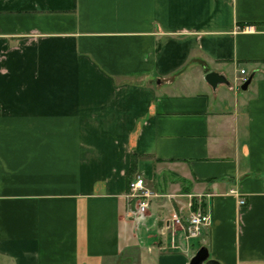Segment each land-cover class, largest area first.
Returning <instances> with one entry per match:
<instances>
[{
  "label": "crops",
  "instance_id": "0c3cea01",
  "mask_svg": "<svg viewBox=\"0 0 264 264\" xmlns=\"http://www.w3.org/2000/svg\"><path fill=\"white\" fill-rule=\"evenodd\" d=\"M136 175L156 194L142 223ZM194 201L211 224L187 238ZM201 247L264 264V0H0V264Z\"/></svg>",
  "mask_w": 264,
  "mask_h": 264
},
{
  "label": "built area",
  "instance_id": "2783aa9c",
  "mask_svg": "<svg viewBox=\"0 0 264 264\" xmlns=\"http://www.w3.org/2000/svg\"><path fill=\"white\" fill-rule=\"evenodd\" d=\"M240 74H244L241 70ZM246 77L240 79V85L245 81ZM230 194H236L234 189L229 191ZM129 196L136 200L135 210L133 211V219L137 223H142L145 219L147 213L150 199L155 197L156 194L150 191L144 183V179L141 176L136 175L129 184ZM238 204L240 206L245 204L244 199L239 198ZM189 207L192 208V204L189 203ZM181 217L174 213L171 216L170 224L171 226L181 225ZM187 225L185 227L186 237L192 238L197 237L202 227H209L211 224V217L208 213L201 210L198 204L195 210H190L187 216Z\"/></svg>",
  "mask_w": 264,
  "mask_h": 264
},
{
  "label": "water",
  "instance_id": "95a60500",
  "mask_svg": "<svg viewBox=\"0 0 264 264\" xmlns=\"http://www.w3.org/2000/svg\"><path fill=\"white\" fill-rule=\"evenodd\" d=\"M253 74L249 75L245 81L240 85L241 91H246L248 85L251 82ZM205 82H207L212 88H215L219 84L228 85L227 78L217 72H208L204 76ZM188 264H218L216 261L209 259V253L206 247L199 248L196 253L191 257Z\"/></svg>",
  "mask_w": 264,
  "mask_h": 264
},
{
  "label": "trees",
  "instance_id": "16d2710c",
  "mask_svg": "<svg viewBox=\"0 0 264 264\" xmlns=\"http://www.w3.org/2000/svg\"><path fill=\"white\" fill-rule=\"evenodd\" d=\"M135 167H136V163H135V159L133 158L132 159V162H131V165H130V168L127 171L126 175L128 176V175L133 174L134 173V170H135ZM129 184H130V181H127V189L128 190H129ZM196 205H197V203L194 201V209L196 208ZM199 205H200L201 210L204 211V209L202 207L203 204H199Z\"/></svg>",
  "mask_w": 264,
  "mask_h": 264
},
{
  "label": "rangeland",
  "instance_id": "374dc122",
  "mask_svg": "<svg viewBox=\"0 0 264 264\" xmlns=\"http://www.w3.org/2000/svg\"><path fill=\"white\" fill-rule=\"evenodd\" d=\"M230 81L233 82L232 78H230ZM236 84L240 86V81H237ZM239 92H241L240 89H239ZM229 93L232 94L231 92H229ZM149 186H150V188L152 187L151 184H150ZM161 199H162V200H161L162 202H161V208L159 209V211L165 212V211L168 210L167 207H166V206H167V205H166V197H162ZM156 210H157V209H156Z\"/></svg>",
  "mask_w": 264,
  "mask_h": 264
}]
</instances>
